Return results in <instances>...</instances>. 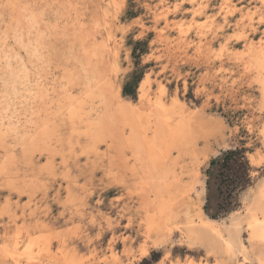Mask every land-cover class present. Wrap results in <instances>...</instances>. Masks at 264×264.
I'll use <instances>...</instances> for the list:
<instances>
[{
    "label": "rangeland",
    "instance_id": "1",
    "mask_svg": "<svg viewBox=\"0 0 264 264\" xmlns=\"http://www.w3.org/2000/svg\"><path fill=\"white\" fill-rule=\"evenodd\" d=\"M96 1L0 0V264H223L184 232L244 215L264 175V96L240 36L258 45L264 2L224 0L249 13L237 9L207 43L211 20L221 24L216 11L194 23L188 4L174 0ZM210 1L208 13L221 2ZM117 96L136 110L119 109ZM157 99L185 123L149 147L135 137V116ZM233 148L244 150L250 181L212 218L221 197L210 161ZM29 225L41 245L27 254ZM241 241L239 264L264 260V238L245 222Z\"/></svg>",
    "mask_w": 264,
    "mask_h": 264
},
{
    "label": "bare ground",
    "instance_id": "2",
    "mask_svg": "<svg viewBox=\"0 0 264 264\" xmlns=\"http://www.w3.org/2000/svg\"><path fill=\"white\" fill-rule=\"evenodd\" d=\"M91 1H96V0H91ZM262 2H264V0H261ZM97 2V1H96ZM119 2L121 3L122 1L119 0ZM118 2V3H119ZM210 0H204L199 1V0H174L173 3V7L174 8H179L181 6L184 5V3L188 4V8L191 11L190 14V18H192V22L194 21V23L198 22L199 18H208L210 15H213V11H216L217 14L221 15V24L220 22H216L214 21V19L211 20V24L213 26V36L210 39H207V43L208 42H212L213 38H217L218 36V31L221 30V34L222 29H223V25L224 24H228L231 23V17L232 14L234 12L237 11V9L242 10L243 11V5H235L232 2L227 3L224 2V0H221L220 5L216 6L214 9H212L211 13H208V11L206 10L207 6H209L210 4ZM117 3V5H118ZM123 3V2H122ZM219 3V2H218ZM103 4V3H102ZM224 4V5H223ZM97 5V4H96ZM99 5V2H98ZM97 5V6H98ZM116 5V6H117ZM120 5V4H119ZM101 6V5H99ZM103 6V5H102ZM93 7V6H92ZM118 7V6H117ZM120 7V6H119ZM164 7V6H162ZM102 8V7H100ZM103 9V8H102ZM170 7L166 6L163 10H161V12H159V15H162L164 18V22L165 25L168 24V11H169ZM92 11V9H91ZM96 11V10H95ZM101 11V10H99ZM98 11V12H99ZM104 11V10H103ZM245 11V10H244ZM243 11V13H244ZM248 9L245 11L246 14H248L249 12H247ZM103 13V12H102ZM118 13V12H115ZM100 14V13H99ZM105 15V14H103ZM250 15V14H249ZM101 17L102 14H101ZM210 19V18H209ZM201 21V20H200ZM250 24V23H249ZM101 25V24H100ZM98 27H100L99 25H96ZM103 25H101V28ZM105 27V25H104ZM97 28V27H96ZM188 28V27H187ZM105 29V28H103ZM160 29V28H159ZM161 29H163L161 27ZM160 29V30H161ZM99 30V29H98ZM97 30V31H98ZM123 30V29H122ZM264 32V30H263ZM99 33V32H96ZM101 33V30H100ZM99 35V34H98ZM103 35V32H102ZM233 35V34H232ZM239 35V34H238ZM100 36V40L101 39V35ZM240 36L243 37V43L244 46H247V51L249 53V58H248V63L252 66V68L254 69V71L258 74L259 77V82H260V86H261V93L264 96V36L260 37V39L258 41H256V43L258 44L257 46L254 45L255 43H252V40L250 39V37L248 36V34L246 32L241 33ZM109 39V38H108ZM7 42V41H6ZM109 43V42H108ZM112 43V42H110ZM115 43V42H113ZM117 43V42H116ZM111 45V44H110ZM118 45V43H117ZM115 46V45H114ZM113 47V44H112ZM118 48V47H117ZM207 48V46H206ZM241 50V49H240ZM116 51V50H115ZM6 52L5 51V55L6 56ZM37 52V51H36ZM113 52V49H112ZM203 52V51H202ZM206 52V51H204ZM39 54V53H38ZM37 54V55H38ZM114 54V53H113ZM2 55V56H3ZM118 55V54H117ZM16 56V55H15ZM39 56V55H38ZM116 56V55H114ZM207 56V55H206ZM3 57V58H4ZM9 57V56H8ZM36 57V56H35ZM208 57V56H207ZM37 58V57H36ZM207 59V58H206ZM7 60V59H6ZM243 60V59H242ZM8 61V60H7ZM246 61V60H244ZM9 62V61H8ZM31 62V61H30ZM24 63V62H22ZM115 63H116V59H115ZM114 63V64H115ZM9 64V63H8ZM7 64V66L9 67V65ZM21 66V65H20ZM26 69V66H24ZM10 68V67H9ZM21 68H19L20 70ZM24 69V71H25ZM7 70V69H6ZM14 70V69H13ZM11 70V71H13ZM18 70V69H17ZM16 70V71H17ZM22 70V69H21ZM30 70V69H29ZM28 70V71H29ZM38 70V69H37ZM10 71V70H9ZM15 71V72H16ZM14 72V74H15ZM18 72V71H17ZM22 72V71H21ZM26 72V71H25ZM33 72V71H32ZM249 72V71H248ZM11 73V72H9ZM255 73V74H256ZM13 74V75H14ZM23 74V73H22ZM39 74V73H38ZM33 76V75H32ZM10 77V75H9ZM24 77V76H23ZM40 77V76H39ZM13 78V76H12ZM1 79V78H0ZM4 79V78H2ZM11 79V78H8ZM20 79V78H19ZM37 79V78H36ZM117 79V78H116ZM6 80V79H4ZM2 80V82L4 81ZM1 81V80H0ZM7 81V80H6ZM6 81H4L3 83H5ZM13 81V80H12ZM1 83V82H0ZM2 83V84H3ZM7 83V82H6ZM15 83V82H13ZM41 83V82H40ZM119 83V82H118ZM143 83V81H142ZM160 83V82H159ZM16 84V83H15ZM37 84V83H36ZM14 85V84H13ZM39 85V84H38ZM141 85V84H140ZM144 85V84H143ZM4 86V84H3ZM7 86V85H5ZM37 86V85H35ZM120 86V85H119ZM118 86V87H119ZM159 87V86H158ZM6 88V87H4ZM141 90L139 89V92H141L139 94V97H142L144 95V87L141 85L140 86ZM147 88V87H146ZM16 89V88H14ZM64 89V88H63ZM62 89V91H63ZM38 90V88L36 89V91ZM55 90V89H53ZM52 90V91H53ZM89 90H91L89 88ZM86 91V90H85ZM43 92V91H42ZM65 92V91H63ZM94 92V91H93ZM86 93V92H85ZM85 93H82V95ZM91 93V92H90ZM156 93V92H155ZM43 94V93H42ZM66 94V93H64ZM68 94V93H67ZM147 94V93H146ZM9 95V94H8ZM7 95V96H8ZM41 95V94H40ZM50 93L47 95L49 96ZM70 95V94H69ZM83 95V96H84ZM6 96V98H8ZM35 96V95H34ZM46 96V97H47ZM146 96V95H145ZM15 97V96H14ZM80 97V96H78ZM150 97V96H149ZM13 98V97H12ZM19 98V97H18ZM17 98V99H18ZM45 98V96H44ZM42 97V99H44ZM63 98V97H62ZM67 98V102L68 100L71 98H69L68 96ZM69 98V99H68ZM158 98V97H157ZM14 99V98H13ZM36 99L37 95H36ZM75 99V98H74ZM73 99V100H74ZM143 99V98H142ZM66 100V99H65ZM64 100V101H65ZM69 100V101H70ZM72 100V101H73ZM84 100V99H83ZM152 100V99H151ZM77 101V100H76ZM79 101V100H78ZM82 101V100H81ZM39 102V101H38ZM37 102V103H38ZM71 102V101H70ZM87 102V101H86ZM90 102V100H89ZM2 103V102H1ZM72 103H75L72 102ZM79 103V102H78ZM115 103L117 104V107L119 109H127L129 110V112H132L134 109L129 105V104H124L122 103V101H120L117 98H115ZM184 103V102H183ZM66 104V103H64ZM76 104V103H75ZM81 104V103H79ZM78 104V105H79ZM91 104V103H90ZM131 104V103H130ZM6 105V104H5ZM70 105V103H69ZM68 105V106H69ZM85 105V104H84ZM8 106V105H7ZM65 106V105H64ZM67 106V105H66ZM67 106V107H68ZM73 106V105H72ZM71 106V109H72ZM34 107V106H33ZM70 107V106H69ZM79 107V106H77ZM76 106L73 107V109L77 108ZM90 107V106H89ZM174 106H167L165 105L163 102H161L159 99H157L154 103L149 104L148 107H146L144 110L139 111V113L135 116L136 119V123H135V128H136V133H135V137H138L139 135H141L144 139L146 144L151 147L155 144V142L159 139V140H163L166 141L167 139L171 140L172 138H174L176 135H178V133H180V131L182 132L183 128H184V124L185 120H184V115H182V112L176 110V109H172ZM7 108V107H6ZM29 108V107H28ZM87 108V107H86ZM91 108V107H90ZM26 109V108H25ZM30 109V108H29ZM70 109V108H69ZM133 109V110H132ZM3 110V108H2ZM83 110V109H82ZM136 110V109H135ZM183 113L184 108H182ZM79 111H81V109H79ZM89 112V109L87 110ZM92 111V110H91ZM86 112V110H85ZM137 112V111H135ZM4 113V112H3ZM2 113V114H3ZM73 113V110H72ZM75 113V111H74ZM133 113V112H132ZM90 114V113H89ZM6 115V114H5ZM4 115V116H5ZM188 115V114H187ZM89 118V117H88ZM66 120V119H65ZM84 121V120H83ZM86 121V118H85ZM83 125V124H82ZM86 126V124H85ZM75 127H71L72 129L74 128L75 131ZM80 128V127H76ZM83 128V127H82ZM6 130V129H4ZM79 131V130H76ZM72 132V131H71ZM181 134V133H180ZM179 134V135H180ZM17 135V134H15ZM175 135V136H174ZM178 135V136H179ZM174 136V137H173ZM140 137V136H139ZM172 137V138H171ZM177 137V136H176ZM48 140V139H47ZM5 153V152H4ZM11 154V153H10ZM82 155V154H81ZM6 156V155H5ZM85 156V154H84ZM87 156V154H86ZM4 158V157H3ZM74 158V157H73ZM81 158V157H80ZM83 159V158H82ZM10 160V159H9ZM4 162V161H3ZM12 163V162H11ZM64 164V163H63ZM93 167H94V163L92 162ZM129 169L131 171H133V174H137V169L134 167V165H130ZM72 172V171H71ZM75 181H73L74 183ZM72 183V181H71ZM76 183H74L75 185ZM28 187V186H27ZM258 214H260L259 216H257ZM213 224H210V222H205L204 220H202L201 223H190L185 227V234H184V239L186 240V242L189 245H198L200 246L202 249H204V251L206 252V254L212 255L216 258H218L219 262H222L223 264H239L240 261L238 259V255L239 254H244L246 253L245 248L243 244V242L241 241V229L243 226V223H246V227L250 228V234L251 236L254 237H260V238H264V175L256 182V184L251 188V191L249 193V202L248 205L246 207V211L244 215H238L235 212L231 213V216L228 219V222L225 223H220L221 225L218 224H214L218 221L212 219L210 220ZM35 222V221H34ZM221 222V221H220ZM223 222V221H222ZM36 223V222H35ZM34 223V224H35ZM37 226V224H36ZM245 227V226H244ZM22 228V227H20ZM18 229V228H15ZM55 229V228H54ZM19 231V229H18ZM17 230L16 235H14L16 238L19 235V232ZM21 232V231H20ZM13 233V232H12ZM25 247L24 250L21 249L23 251V253H31L33 250V247L36 245L37 247L39 245H41L40 243V239H41V235H36L34 233H32V229L29 226H27L25 232ZM34 234V235H33ZM21 235V234H20ZM9 236H12L11 234ZM43 236V235H42ZM47 237V236H46ZM14 238V237H13ZM48 238V237H47ZM22 239V238H21ZM14 241V240H13ZM18 240L15 239V244L17 246V242ZM42 242V241H41ZM20 244V243H19ZM13 245V244H12ZM11 245V246H12ZM7 246V245H6ZM15 246V247H16ZM24 246V244L22 245ZM14 247V246H12ZM11 247V248H12ZM14 247V249H16ZM10 248V250H11ZM44 248V246L42 247ZM20 250V251H21ZM40 248H38L37 252H39ZM18 251V250H16ZM146 251H143V253H145ZM62 255L63 256H68L69 250L67 249H63L62 250ZM7 254V253H6ZM116 256V255H115ZM117 258V257H116ZM28 264V262H27ZM29 264H34L33 262L29 263ZM178 264V263H176ZM258 264H264V260H259Z\"/></svg>",
    "mask_w": 264,
    "mask_h": 264
},
{
    "label": "trees",
    "instance_id": "3",
    "mask_svg": "<svg viewBox=\"0 0 264 264\" xmlns=\"http://www.w3.org/2000/svg\"><path fill=\"white\" fill-rule=\"evenodd\" d=\"M127 86V85H126ZM124 86L123 94L130 95V91ZM249 166L243 149H227L220 156L210 161L208 175H214L218 179L217 191L221 197L217 209L209 214V205L206 203L204 209L212 218L218 217L222 213L229 211L235 202L238 192L250 181L248 176ZM210 182L208 181V188ZM210 195L207 196V202Z\"/></svg>",
    "mask_w": 264,
    "mask_h": 264
}]
</instances>
